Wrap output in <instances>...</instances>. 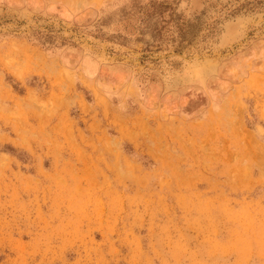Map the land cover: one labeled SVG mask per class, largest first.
Listing matches in <instances>:
<instances>
[{"label":"rangeland","instance_id":"1","mask_svg":"<svg viewBox=\"0 0 264 264\" xmlns=\"http://www.w3.org/2000/svg\"><path fill=\"white\" fill-rule=\"evenodd\" d=\"M0 264H264V0H0Z\"/></svg>","mask_w":264,"mask_h":264},{"label":"bare ground","instance_id":"2","mask_svg":"<svg viewBox=\"0 0 264 264\" xmlns=\"http://www.w3.org/2000/svg\"><path fill=\"white\" fill-rule=\"evenodd\" d=\"M242 158V157H241Z\"/></svg>","mask_w":264,"mask_h":264}]
</instances>
